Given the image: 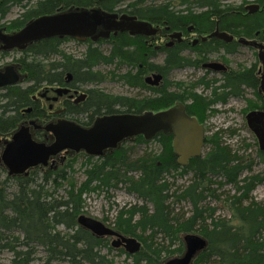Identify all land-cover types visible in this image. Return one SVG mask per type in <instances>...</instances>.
Returning a JSON list of instances; mask_svg holds the SVG:
<instances>
[{
  "label": "trees",
  "instance_id": "trees-1",
  "mask_svg": "<svg viewBox=\"0 0 264 264\" xmlns=\"http://www.w3.org/2000/svg\"><path fill=\"white\" fill-rule=\"evenodd\" d=\"M224 1L227 0H179L178 6H175V2L170 1L133 0L131 5L139 18L154 24H166L172 30L181 29L184 24L195 25L199 22H206L208 28L214 29L212 20L219 17L220 27L226 23V28L236 37L255 38V34L264 28L263 16L247 15L243 6L234 8L226 5L224 8ZM32 2L35 3L29 7ZM97 4L101 6V1L0 0V16L2 19L7 17L14 7L23 8L24 14L11 26L20 30L30 20L56 10L83 9ZM180 8L183 10L179 11ZM198 8H207V12L199 18L193 15ZM177 12L187 13L177 17ZM118 42H112L108 53L100 46L89 45L83 57L78 59L65 54L61 43L34 45L28 55L22 56L20 60L22 63L27 62L26 69L32 75L34 86L25 90L19 87L1 90L5 93L1 97V103L4 104L0 106V132L5 134L16 128L20 110L31 104L30 95L34 93L36 85L46 81L62 82L60 78L51 79L52 73L60 72L62 78L68 71L77 72L80 81L86 85L107 80V76L99 71L100 67H119L129 59L128 53L132 52L129 50L130 45ZM143 44L139 40L137 52L148 51ZM51 56L60 57L58 64L48 66L40 62L51 59ZM170 58L157 66V71L165 75L163 88L152 89L145 84L143 74L147 70L140 73L139 79L127 74L117 76L114 72L113 80L138 89L141 96L117 97L93 91V98L99 104L111 103L105 104L103 108L108 112L126 111L132 114L163 110L177 101L187 104L191 100L193 104L190 107L194 115L205 117L211 106L226 103L230 96L240 100L244 98L243 84L254 87L258 96L256 69L245 68L238 75H226L221 86L224 94L214 92L209 97L196 94L194 90L205 84L204 79L198 80L191 92L184 89V84L176 82L181 91L173 93L170 91V72L185 67L186 59L179 51L172 52ZM190 62L192 65L196 61ZM255 104L259 107L251 101L247 109H254ZM225 133L231 136L236 134L234 130L222 128L211 137L208 136L205 154L192 160L188 167L177 163L172 139L165 137L155 140L162 149L157 154L147 151L139 156L135 146L131 147L134 144L132 142L129 147L104 161L88 157L83 163L84 180L79 185L74 177L68 176V171L74 170L76 161L59 170H36L29 177H10L0 168V254L13 253L11 264H33L39 249L46 253L42 264H115L114 257L110 256L113 252L125 257L124 264H165L168 260L184 255V235L194 233L205 238L208 245L196 255L192 264H264V201L253 198L256 187L264 183V152L259 147L255 158L240 155L224 142ZM135 144L146 145V142L138 139ZM256 165L262 169L254 174ZM187 175L192 177L186 186L176 187L175 182L169 180L170 177L174 179ZM225 186H231L234 193L226 190L222 193ZM62 188L65 189V195L59 196L57 193ZM118 189L135 195L142 205L119 209L113 222L109 224L106 217L103 223L117 233L141 242L142 248L135 254H128L122 247L113 248L110 238L94 236L78 223L79 216L89 215L85 211V194H108ZM108 198H111L110 195ZM207 199L222 203L231 212V218L217 217L216 208L206 204ZM183 202L191 205V214L178 209L177 206ZM60 228L65 229L64 232Z\"/></svg>",
  "mask_w": 264,
  "mask_h": 264
},
{
  "label": "flooded vegetation",
  "instance_id": "flooded-vegetation-1",
  "mask_svg": "<svg viewBox=\"0 0 264 264\" xmlns=\"http://www.w3.org/2000/svg\"><path fill=\"white\" fill-rule=\"evenodd\" d=\"M100 1L101 6L97 4L96 6L86 7L83 9L69 8L67 11L56 10L52 14H46L30 20L29 22H27L25 27H22L20 30L11 27L13 25V21L9 23V26L8 24L5 25L9 14L3 19L0 16V55L8 56L18 54L19 56L21 55L24 57V55H28V51L36 44L42 43L43 45L44 43H49L50 45H55L56 43H61L62 46L67 41H74L80 45H85L87 48L89 45H94L96 47L100 46L101 48H112V42L118 40V43H120L121 45H131L129 50H132V52L128 53L129 55H127L129 59L121 63V65H119L118 67V70H124L122 71L124 72L122 74L130 75L131 78H138L140 73L147 70L148 72L143 74V81L146 85H148V87L152 89H158L165 86V75L157 71V66L160 64L154 63L153 61L158 55H161L164 57V60L162 62L164 64L165 60L171 57L172 52L179 51L180 55L184 59H186L185 67L175 68V70H172L170 72V75L175 74V72L178 71L186 70L200 72L201 77H199L197 81L200 79H204L205 84L198 86L194 90V92L196 94L202 95L203 97H209L214 92L218 94H224V89L221 86L222 84H224L226 75H229V73H236V75H238L240 71H243L244 67L242 66L233 68L235 58L239 56L242 46L252 49L256 53L258 59L255 64H252L250 65V67L245 68L247 70L256 69L255 74L256 79L258 80L256 92L258 93V96L255 94L254 87H249V85L247 87V84H243L242 89L245 93L244 98L241 99L248 102L247 108H249V103L251 101L259 105V107H257V105L255 104L254 109L252 110L246 109V112L244 114L245 124H247V115L250 114V112L264 111V89L262 88L264 64L259 58L260 49L256 47L264 45V28L255 34V38L248 39L244 36L236 37L230 30L226 28V23L222 24V26L220 27L221 19L219 17H215L212 20L215 23L214 29L208 28L206 22H199L195 25L184 24L182 25L181 29L172 30L166 24H154L152 21L143 19L141 17L139 18L136 14L137 11L134 10L131 5L133 3V0ZM228 1L229 0L222 3L224 8H226L224 4H226V2ZM31 5H29V7ZM250 5H259V10L255 13H250L249 10H247L248 6ZM240 6H243V11L245 12V14H260L264 18L263 0H256L253 4H241ZM112 7L115 8L113 10H110ZM180 10H183V8H180L179 11ZM77 11L85 13L88 12V14H90L89 18H87V21L83 23H85L86 26L90 25L94 28L95 33L93 36H87V38L81 40L77 35L67 34L66 36L62 37L55 36L54 38H46L42 41L34 42V44L28 45V47L23 50L17 47H13L12 49L5 48L9 45L13 36L21 32L23 29L31 26L35 21L43 19V17H52L56 14H65L67 12ZM93 11H96L97 14ZM205 12H207V8H198L197 10L195 9L193 15H197L199 18V16L205 14ZM186 13L177 12V17H183L184 15H186ZM141 22L148 23L151 28L155 29L157 31L156 35H137L136 33H132L129 30L130 24H139ZM110 26L113 27L110 28ZM217 32L225 34L227 37H233L234 39L227 42L224 39L219 38L218 36H212ZM174 34H180V37H174ZM241 39L251 41L252 44H250L249 46H245L240 43ZM139 40H142V42H144L143 45H146L148 51L137 52V49L139 48ZM218 42H221L222 44H218ZM141 56H144V58L141 59ZM51 57V59H46L45 61L40 62H45V64L48 66H50V64H58L60 57ZM190 60L196 62H193L194 64L191 65ZM26 64L27 62L22 63L20 59L13 58L11 62L0 68V74L7 73L6 68H11L13 71L10 74H12V76H18V80L14 84L9 83L11 82L9 81V79L1 78L0 76V83L8 84L6 86H3V88L19 87L22 90H25L34 86L31 80L32 75H29V72L26 69ZM155 74L161 75L163 77L160 84H148L146 82V79L149 77L153 78ZM47 78H49V75H47ZM50 78H60L62 82L57 81L50 83L49 81H46L41 85H36V87L33 89L34 93L30 95L31 104L26 106V108L20 110L21 116L16 123V128L5 134L0 132V158L10 144H15L14 139L16 135H19L18 133L20 132H23L24 134L20 136H29L30 140L33 143L40 145L44 150L55 145L57 146L60 142L62 143L64 149L60 150V152H58L56 155H50V158L46 165L39 164L38 167L30 168L29 171L24 174L12 175L10 173V168L6 166L4 162H0V168L6 175L10 177H29L30 173H33L36 170H59V167L61 165H63L61 168H64L65 166H69L73 161H76V159L82 157H84L85 159L89 157L92 159L95 158L97 160L100 159L104 161L106 158L114 156L116 152L123 151L124 148L129 147L132 142L135 143L138 139L143 140L148 145L152 142H155L156 139L160 140L163 139V137L170 138L172 139V148L174 149L173 144L177 139H179V141H183L184 144H189L192 142L191 140L187 141L188 137L186 136V132L191 129L190 122L193 119H196L198 122V126H202L203 129L204 142L202 146V156L203 151L206 148L205 144L208 138V126H206L207 118H209L210 115H215L217 113V111L215 110L216 106L227 105L229 104L230 100H240L235 96H230L228 97L226 103H220L216 106H211V109L205 114V119L204 116H202L203 121H201V115L199 117L194 115L192 108L190 107L191 104H193L191 100H189L187 104H183L182 102L177 101L166 109L145 111L140 114H132L126 111L112 113L103 109L105 108V104L110 105L111 103L104 102L99 104L100 102L97 103L98 101L93 98L92 92L98 91L97 89L85 90L84 88H82L83 85H87L83 84L80 81L77 72L68 71L67 73L62 75V78L60 77V72H55L52 73ZM197 81L186 82V84L184 85V89L186 91L188 90V92H191L190 90L193 88L194 84ZM152 82H154V79L152 80ZM90 84L91 83H89V85ZM171 84V92L175 93L176 91H181L180 88H178V84H175L174 82H171ZM208 84L209 86L206 87ZM3 88H0V91L3 90ZM171 88L173 89L171 90ZM57 90H61L60 93H57ZM138 92L141 94L139 90ZM248 93L253 95L252 97L254 98L252 100L247 98ZM187 95H189V93H187ZM85 109H87L88 112H86ZM175 109H177V111L173 113L171 118H169V120L172 121V123L169 125V128H160V130L156 132L153 138L145 139V135L138 134L133 137L124 138V140L119 142L114 148H111L109 146L108 140L110 138V126H108L105 122H102V120L106 118H112L113 116H140L144 115L146 112H153L154 115H156L160 113H166ZM100 122H102V124L99 126ZM182 123H184L185 125H182ZM175 126H177L178 129ZM58 127L59 129H57ZM85 133H88L92 136H90V138L87 140ZM4 135H8V138L4 139ZM155 143L159 145L158 142ZM88 145H90L91 147L99 146L103 154L97 156L89 155V153H87L84 149V147H88ZM71 146H80L81 150L75 151L72 148H68ZM174 153L177 158V163L180 164L179 156H177L175 149ZM197 158L199 157H192L190 158L187 166H181L188 167L190 165V162ZM109 238L110 240L112 239V237Z\"/></svg>",
  "mask_w": 264,
  "mask_h": 264
},
{
  "label": "water",
  "instance_id": "water-1",
  "mask_svg": "<svg viewBox=\"0 0 264 264\" xmlns=\"http://www.w3.org/2000/svg\"><path fill=\"white\" fill-rule=\"evenodd\" d=\"M247 10L250 13H255L259 10V5H250ZM97 14L96 11H93ZM88 12H67L65 14H56L52 17H43V19L35 21L31 26L23 29L21 32L13 36L11 42L6 49H12L13 47L20 48L21 50L26 49L28 45L34 44V42L42 41L46 38H54L55 36H66L67 34L77 35L79 39L84 40L87 36H93L95 31L92 26H86L85 21L89 18ZM113 26H110L112 28ZM129 30L137 35L145 34L146 36L156 35L157 31L150 27L148 23L141 22L139 24L132 23L129 26ZM84 36V37H82ZM212 36L219 37L225 41H231L233 37H227L222 33H215ZM174 37H180V34H174ZM95 39V38H94ZM240 43L245 46H249L251 41L241 39ZM260 49L259 58L264 64V45L256 46ZM7 73L0 74L1 78L9 79V83H15L18 80V76H12V69L6 68ZM154 79V82L152 80ZM163 77L155 74L153 78L149 77L146 82L151 85H159ZM8 85L7 83H0V88ZM262 88L264 89V73L262 75ZM61 90H57L60 93ZM85 97V96H84ZM178 108V107H177ZM177 109L168 111L166 113H160L154 115L153 112H146L144 115L132 116V117H117L106 118L102 120L109 128V146L111 148L123 141L124 138L133 137L138 134L145 135V139H151L160 128H169L172 123L169 118L172 117L173 113ZM100 122L99 126L102 124ZM161 127H160V125ZM247 124L250 131L256 135L260 150L264 152V111H253L247 115ZM182 125H185L182 123ZM191 129L186 132L188 137L187 141L191 140V143L184 144L179 139L175 140L173 147L176 150L177 156H179V163L182 166H187L190 158L201 157L202 146L204 142L202 126H198L196 119L190 122ZM60 127V126H59ZM59 127L57 129H59ZM177 129L178 127L175 126ZM16 135L14 142L10 144L4 154L0 158V162H4L6 166L10 168L12 175L24 174L29 171L30 168L38 167L39 164L46 165L50 155H56L60 150L64 149L62 143L56 146H52L44 150L40 145L33 143L30 137H23V132ZM87 140L90 138L88 133H85ZM1 143V136H0ZM75 151H80V146H71ZM87 153L91 156L102 155L101 148L90 146L84 147ZM103 150V149H102ZM79 225L89 230L94 236L107 238H116L112 242V247L119 249L123 247L128 254H135L141 250V242L133 237H125L119 232L117 233L113 228L106 226L99 219H94L87 215H81L78 217ZM184 242L186 245V251L182 257H175L168 260L165 264H192L195 260L196 255L205 250L207 247V241L205 238L198 234H186L184 235Z\"/></svg>",
  "mask_w": 264,
  "mask_h": 264
},
{
  "label": "rangeland",
  "instance_id": "rangeland-1",
  "mask_svg": "<svg viewBox=\"0 0 264 264\" xmlns=\"http://www.w3.org/2000/svg\"><path fill=\"white\" fill-rule=\"evenodd\" d=\"M164 2H175V6H178L179 0H162ZM256 0H229L224 4L225 6H231L234 8H237L241 4L249 5L253 4ZM33 5V3H32ZM31 5V7H32ZM197 10V9H196ZM23 8L14 7L11 9L9 13V17L7 18V21L5 25L11 23V21H15L21 18L22 14H24ZM62 50L65 54H68L70 56H73L75 58H82L83 54L86 52L87 47L85 45H80L74 41H67L64 45H62ZM131 46V45H130ZM146 46V45H145ZM147 48V47H146ZM105 53L109 52L110 48H101ZM148 49V48H147ZM21 55L18 54L14 55H8V56H1L0 55V68L9 62H11L14 59H20ZM57 58V57H56ZM164 57L161 55H158L154 63L157 64H163ZM60 59V58H59ZM258 61L256 53L249 48L242 47L241 46V52L238 57L235 58L233 68H238L240 66L244 68L250 67V65L255 64ZM99 71L102 72L103 75L107 76V80L100 82L99 84H90L87 86H84L85 90L90 89H97L98 91H103L105 94L113 95L117 97H139L141 94L138 92V90L131 88L129 86H126L123 83H120L116 80H113L112 73L115 72V74L121 75L122 71L124 70H118L117 65H110V66H101ZM201 77L200 72H193L192 70H186V71H178L175 72V74H172L169 76L170 82H179L182 84H186V82H195L197 79ZM196 79V80H195ZM173 88H171L172 90ZM200 92V91H198ZM5 92L0 91V106L4 103H1L2 95H4ZM253 95L248 93L247 98L252 100L254 97ZM248 107V102L244 100H230L229 104L227 105H220L216 106L215 110L217 113L215 115H210L209 118H207L206 126H208L207 130V136L212 135L213 133L218 132L219 130L223 129H229L234 130L236 132L235 135H229L228 133H225L224 135V142L227 143V145L231 146L232 149L237 151L240 155H248L252 158H255L256 151L259 148V145L257 143V139L255 134H253L250 129L248 128V125L245 124L244 120V110H246ZM1 115V110H0ZM203 121L202 115L200 116ZM205 118V117H204ZM211 137V136H210ZM8 135H4V139H7ZM257 143V144H256ZM135 146L137 150V155H144L145 153L150 152L157 154L158 152H161L162 149H160L159 145L155 142H152L150 144L146 145H139V144H133L131 147ZM249 146V147H248ZM205 154V150L203 151V155ZM85 162V158H78L76 159L75 167L72 172L68 171V176L70 178H73L76 180L78 185L83 182L84 180V167L83 166ZM63 165H61L59 168H61ZM262 167L260 165H256L254 169V174L259 173L261 171ZM41 174V173H40ZM5 175V174H4ZM192 176H183V177H176L171 178V182H175L176 187L180 186H186L191 182ZM66 188V187H65ZM256 191L253 193V198L256 199V201H264V183L260 184L256 187ZM14 190V189H12ZM221 191L224 193V191L233 192V189L231 186H225ZM220 192V193H221ZM219 193V194H220ZM59 196L65 195V189L59 190L57 193ZM110 195V199L108 196ZM85 200V211L89 214L87 216L93 217L94 219H99L101 222L108 217L109 224L113 222V219L116 217V211L122 208H130L132 206L136 205H142V202L137 199L135 195L128 194L124 191V189H118L116 191H110L108 194L106 192H94L91 194H85L84 195ZM210 204L211 208H216V216L221 218H231V212L228 211L226 208H224L222 203H218L215 200L207 199V203ZM178 209H181L186 214H191V205L188 202L181 203ZM107 223V224H108ZM64 232L65 229L60 228ZM147 236V235H146ZM114 240L112 237L111 242ZM105 254H107V251H104ZM117 252H113L111 254V257H114L115 264H124L125 257L124 256H117ZM46 256V253L42 250H38V254L36 255V260L33 262V264H42V260H44ZM14 255L13 253L8 252H2L0 254V264H11V261L13 259ZM182 257V256H181ZM42 261V262H41ZM56 264H68L65 263H56Z\"/></svg>",
  "mask_w": 264,
  "mask_h": 264
}]
</instances>
